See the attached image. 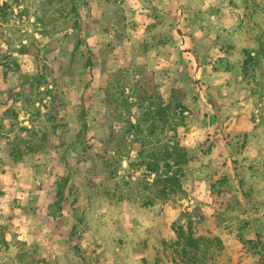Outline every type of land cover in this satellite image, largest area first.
I'll return each instance as SVG.
<instances>
[{
	"label": "rangeland",
	"instance_id": "374dc122",
	"mask_svg": "<svg viewBox=\"0 0 264 264\" xmlns=\"http://www.w3.org/2000/svg\"><path fill=\"white\" fill-rule=\"evenodd\" d=\"M0 264H264V0H0Z\"/></svg>",
	"mask_w": 264,
	"mask_h": 264
},
{
	"label": "trees",
	"instance_id": "16d2710c",
	"mask_svg": "<svg viewBox=\"0 0 264 264\" xmlns=\"http://www.w3.org/2000/svg\"><path fill=\"white\" fill-rule=\"evenodd\" d=\"M74 23H75V27H79L78 21L74 20ZM175 154L177 156V159H179L180 161H186L187 160L185 152L183 150H181L180 148L175 151ZM176 230H177V228H176ZM182 235H183L182 232L177 231V236L179 239ZM188 238H189V236H188Z\"/></svg>",
	"mask_w": 264,
	"mask_h": 264
}]
</instances>
